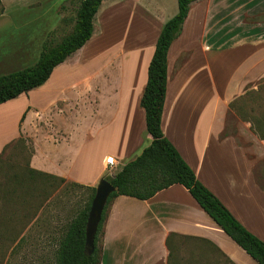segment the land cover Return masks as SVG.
I'll return each instance as SVG.
<instances>
[{"label":"crops","instance_id":"1","mask_svg":"<svg viewBox=\"0 0 264 264\" xmlns=\"http://www.w3.org/2000/svg\"><path fill=\"white\" fill-rule=\"evenodd\" d=\"M25 1L3 0L6 7ZM249 6L250 0L190 4L167 51L161 130L197 179L264 240V140L246 121L236 123L242 144L226 131L229 103L264 78V56L251 71ZM176 12V0H102L91 38L43 84L0 104V154L26 138L30 167L63 179L21 235L38 219L54 223L71 207L76 187L89 196L108 171V156L118 170L151 142L140 99L157 37ZM175 235L189 238L180 245L184 264H227L207 241L233 264H259L178 183L148 199H112L100 264H167Z\"/></svg>","mask_w":264,"mask_h":264},{"label":"trees","instance_id":"2","mask_svg":"<svg viewBox=\"0 0 264 264\" xmlns=\"http://www.w3.org/2000/svg\"><path fill=\"white\" fill-rule=\"evenodd\" d=\"M176 1L177 12L164 22L157 37L147 68L146 84L140 99L151 142L116 172L103 176L115 187V190L109 195L102 212L94 236L93 252L86 253L84 240L86 218L95 187H91V193L85 204L75 212L58 236L53 264H100L101 247L97 242L99 236L103 235V223L112 199L118 195L148 199L156 192L175 183L183 185L199 206L237 245L259 264H264V240L245 228L228 208L197 179L193 169L161 130L167 80V51L173 40L180 34L190 4L195 0ZM101 2L102 0H79L72 29L68 33L55 43L45 40L33 64L0 75V104L43 84L55 66L91 38L94 33L95 16ZM262 87L261 82L257 89L246 90L229 103V108L242 120L249 122L253 132L264 140V96L260 94ZM250 99L252 103L246 109L245 106ZM29 142L26 138L19 137L5 146L0 154V174H2L3 169L8 165V161H2L7 150L18 147L25 148L28 152L24 165L17 164V171H13L7 181L0 183V264H3L7 254L11 256L18 253L26 241V235H21L23 227L16 226V223H20L22 214L31 220L45 200L63 182L60 177L30 167L29 160L33 147ZM10 164L14 167L13 163L10 162ZM175 236L173 245H169L167 264H184L185 257L181 254L180 245L183 244L182 239L188 240L189 238ZM206 243L227 264H233L215 245L209 241Z\"/></svg>","mask_w":264,"mask_h":264},{"label":"rangeland","instance_id":"3","mask_svg":"<svg viewBox=\"0 0 264 264\" xmlns=\"http://www.w3.org/2000/svg\"><path fill=\"white\" fill-rule=\"evenodd\" d=\"M163 1L169 5L171 1L175 0ZM78 3L79 0H27L23 2V7H6L3 0H0V75L33 64L37 60L45 40L55 43L68 33L72 29ZM248 14L245 17L250 22L251 30L249 61L251 65L255 62L254 68H251L252 71L257 69L258 59L264 56V44L257 46L256 43H252V41L264 38V0H250ZM259 34L262 37H256ZM230 46L227 44L224 48ZM262 63L264 64V61ZM261 82L263 87L260 89V94L264 96V80L261 79ZM249 88L247 90L257 89ZM251 103L250 99L245 108L248 109ZM239 120L244 121L231 109L227 115L226 131L234 134L237 142L242 144L243 141L236 130V123ZM27 155L28 152L25 148L14 147L6 151L2 161H8V165L0 174V183L7 181L8 176L13 171H17V164L24 165ZM116 171L117 167L111 170L112 173ZM105 174H108V171ZM89 191L81 186L73 189L74 198L71 199V207L67 211L59 212L60 215L51 225L44 224L42 220L39 221L40 219L35 221L26 230L24 235L27 236V239L18 253L11 256L7 254L3 264H53L57 238L70 218L85 204ZM32 219L30 220L28 216L24 217L22 214L20 223H16V226L23 227L24 230ZM100 239L101 235L98 238V245H100Z\"/></svg>","mask_w":264,"mask_h":264},{"label":"water","instance_id":"4","mask_svg":"<svg viewBox=\"0 0 264 264\" xmlns=\"http://www.w3.org/2000/svg\"><path fill=\"white\" fill-rule=\"evenodd\" d=\"M115 190V187L104 177H101L96 186L95 193L91 200L90 208L85 223V251L87 254L93 252L94 236L98 224L101 220L102 212L107 203L109 195Z\"/></svg>","mask_w":264,"mask_h":264},{"label":"built area","instance_id":"5","mask_svg":"<svg viewBox=\"0 0 264 264\" xmlns=\"http://www.w3.org/2000/svg\"><path fill=\"white\" fill-rule=\"evenodd\" d=\"M106 164H107V170H108V174L111 175V169L115 166V160L112 156H108L106 158Z\"/></svg>","mask_w":264,"mask_h":264}]
</instances>
